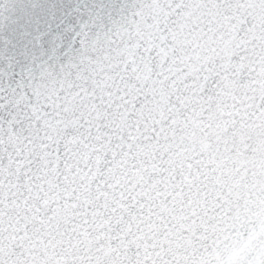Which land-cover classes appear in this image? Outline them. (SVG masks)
<instances>
[{"label":"water","instance_id":"water-1","mask_svg":"<svg viewBox=\"0 0 264 264\" xmlns=\"http://www.w3.org/2000/svg\"><path fill=\"white\" fill-rule=\"evenodd\" d=\"M0 264H264V0H0Z\"/></svg>","mask_w":264,"mask_h":264}]
</instances>
